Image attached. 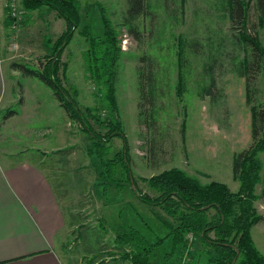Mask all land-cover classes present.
Segmentation results:
<instances>
[{"label":"rangeland","instance_id":"rangeland-1","mask_svg":"<svg viewBox=\"0 0 264 264\" xmlns=\"http://www.w3.org/2000/svg\"><path fill=\"white\" fill-rule=\"evenodd\" d=\"M76 2L81 23L60 57L61 85L75 92L81 108L97 107L101 121L107 118L105 87L87 71L90 47L79 34L88 26L92 37L104 40L105 20L119 48L114 98L128 143L132 182L136 179L140 191L153 196L156 192L148 188L147 179L178 168L202 183L217 181L236 192L239 183L234 179L233 160L254 142L251 116L262 102L264 68L239 75L238 63L249 59L250 47L239 43V29L225 13L224 0H147L145 12L132 23L137 35L124 24L126 0ZM244 2L247 32L255 33L264 47V25H259L255 0ZM2 21L0 65L5 86L0 97V163L4 165L1 153L15 155L13 160H31L33 151L26 156L21 151L35 147L55 150L52 182L69 224L55 246L61 259L66 264H97L115 254L120 257L125 249L114 247V237L129 227L139 230L150 243L165 237L168 231L161 221L172 219L159 208L139 201L120 169L116 175L119 188L99 179L97 162L86 154L92 141L78 123L68 119L53 89L11 67L17 63L41 71L40 61L51 55L50 48L66 28L64 19L47 6L27 11L22 0H0V25ZM181 39L186 56L184 87L179 86ZM105 49L111 50L108 43L96 56L99 58ZM147 71L153 76L152 104L145 89ZM210 77L215 85H211V95H206L202 88L210 84ZM8 110L16 114L4 121ZM108 145V158L123 147L117 137ZM257 157L261 171L254 188L259 197L254 207L262 221L250 233L264 257V152ZM49 162H43L44 167ZM171 243L163 242L154 251L153 264L161 260L164 264H184ZM200 243L198 237L188 243L187 247L195 245L196 254L189 264H206Z\"/></svg>","mask_w":264,"mask_h":264},{"label":"trees","instance_id":"trees-1","mask_svg":"<svg viewBox=\"0 0 264 264\" xmlns=\"http://www.w3.org/2000/svg\"><path fill=\"white\" fill-rule=\"evenodd\" d=\"M126 2L124 24L129 27L130 32L137 35L132 23L145 12L147 0H126ZM22 3L27 11H34L42 6L56 11L60 18L64 19L66 28L50 48L51 55L40 61L41 71L17 63L11 64V67L24 75L39 78L53 89L69 120L78 123L81 132L87 134L92 141L86 149V154L90 160L97 162L99 179L116 184L119 188L116 175L120 169L121 175L126 176L127 181L131 183L132 175L126 154L128 143L121 129L122 124L114 98V69L119 48L116 47L115 37L109 30L107 22L102 19L104 40L92 37L88 26L83 27L79 32L90 47V52L86 55L87 71L92 74L96 83L102 82L105 87L108 116L101 121L99 109L81 108L75 100V92L64 89L59 77L61 54L81 23L76 0H22ZM255 6L259 13V25L262 26L264 0H255ZM223 8L225 13L230 15L232 25L239 29V43L244 42L250 47L249 59L243 58L238 63L239 75H248L251 70L264 68V47L255 33L251 35L247 32V11L244 0H224ZM107 43L111 50L105 49L98 58L96 53L100 52L102 45ZM193 45L195 47L196 42ZM184 46L185 42L181 39L178 48L181 71L179 86L183 87L185 81L183 70H186ZM205 73L210 76L209 72ZM63 75H65L64 71ZM145 80L147 101L152 104L154 85L153 76L149 71ZM211 85H215L212 77L210 84L204 86L202 92L211 95ZM15 114V111L8 110L3 117L4 121ZM251 118L254 142L248 150L236 155L233 160L234 179L239 183L236 192H232L227 185L217 181L202 183L198 178L178 168L164 170L147 179L148 188L156 192L153 196L140 191L136 179L133 178L137 199L145 205L159 208L172 219V222L162 221V225L168 231L167 235L157 238L154 243H150L133 227L117 235L114 239L115 243L127 250L120 256L122 259L128 260L131 264H149L153 252L165 240L170 239L174 249L179 245H188L187 235L190 234L194 238L198 237L204 247L207 264H264V257L256 250L250 233L251 228L262 221V216L257 214L254 207V202L259 199L254 194V188L260 182L261 163L257 156L264 152V93L260 107L253 109ZM97 127L103 131L98 132ZM114 137L121 139L123 147L108 158L110 150L108 143ZM105 188L104 186L103 195L106 194Z\"/></svg>","mask_w":264,"mask_h":264},{"label":"crops","instance_id":"crops-1","mask_svg":"<svg viewBox=\"0 0 264 264\" xmlns=\"http://www.w3.org/2000/svg\"><path fill=\"white\" fill-rule=\"evenodd\" d=\"M3 25L2 21L0 27ZM2 73L0 65V97L5 86ZM54 151L40 147L22 150L25 156L29 152L34 153L31 160H13L15 155L1 153L4 165L0 163V264H66L55 250L58 236L69 229V224L53 187L55 170L51 158L55 155ZM47 160L50 162L44 167ZM187 239L191 241L190 234ZM113 245L119 247L116 243ZM187 246L179 245L173 249L179 251L180 260H184V264L195 261V245ZM155 253L149 264H153L156 259ZM205 260L207 264L206 257ZM97 262L131 264L117 254ZM74 263L80 264L76 261ZM157 264L164 262L161 260Z\"/></svg>","mask_w":264,"mask_h":264},{"label":"water","instance_id":"water-1","mask_svg":"<svg viewBox=\"0 0 264 264\" xmlns=\"http://www.w3.org/2000/svg\"><path fill=\"white\" fill-rule=\"evenodd\" d=\"M131 187H132L133 190L135 189V186H134V184L132 182V178H131Z\"/></svg>","mask_w":264,"mask_h":264}]
</instances>
